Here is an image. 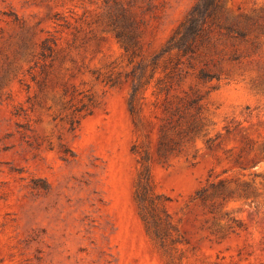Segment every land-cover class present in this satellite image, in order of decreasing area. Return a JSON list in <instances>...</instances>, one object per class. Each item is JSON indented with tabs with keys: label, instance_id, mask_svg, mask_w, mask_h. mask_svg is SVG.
I'll list each match as a JSON object with an SVG mask.
<instances>
[{
	"label": "rangeland",
	"instance_id": "1",
	"mask_svg": "<svg viewBox=\"0 0 264 264\" xmlns=\"http://www.w3.org/2000/svg\"><path fill=\"white\" fill-rule=\"evenodd\" d=\"M197 1L0 0V264H264V0L222 11L257 22L255 46L212 31L153 76ZM193 91L202 109L184 111ZM144 169L183 241L167 254L135 199ZM212 181L236 192L214 214L195 199Z\"/></svg>",
	"mask_w": 264,
	"mask_h": 264
},
{
	"label": "trees",
	"instance_id": "2",
	"mask_svg": "<svg viewBox=\"0 0 264 264\" xmlns=\"http://www.w3.org/2000/svg\"><path fill=\"white\" fill-rule=\"evenodd\" d=\"M225 0H198L190 12L187 14L185 19L174 31L166 45L163 47L161 52L156 55L151 61V74L154 76L159 68V61L164 56L168 55L170 60L175 57L174 65H178L180 58L193 56L197 53L199 47L206 41L209 40V35L212 31H218L222 36L231 39L232 41L239 42H249L252 41V45H256V36L252 39L250 35V30L253 26L257 24L253 19L246 18V23L244 26L239 25L238 20H230L228 18L223 19V9ZM124 33H118V36H123ZM237 51H233L230 59L239 60L240 56ZM175 68V67H174ZM167 69V68H166ZM200 79L204 81H209L213 79H219L218 75L215 73H210L205 69L200 71ZM152 78V77H151ZM158 85H160L161 91H168V86L164 85V79H158ZM141 80L133 88L132 100L130 103L132 113L135 111L133 106V100H135L136 95L140 88L144 86ZM203 100V95L199 91H193L187 96L185 103L183 105V110L194 109L199 112L202 109L201 101ZM175 114H180L179 108L175 109ZM180 118L183 115L180 114ZM200 131L198 124L193 122L188 127V131L185 134L194 135L198 134ZM173 148L167 141V136L165 133L161 135L160 141V152L164 155L167 152H172ZM236 194L235 191L228 189L223 181L219 182H208L206 186H203L197 191L195 199L200 201L203 205L207 206L210 213L214 214L217 206L221 205L223 201L231 198ZM135 199L138 204V208L141 217L146 225L147 232L154 242V244L167 254L166 240L168 238L173 241V243H181V239L172 238L171 230H175L170 223L169 215L166 210L161 208L162 215L154 213V205L156 200H160V196L153 193L151 176L148 169L142 170L137 179L136 189H135ZM220 201L218 204L215 200ZM229 217V213L225 214ZM235 228H242V224L234 218H229V223L227 229L232 232Z\"/></svg>",
	"mask_w": 264,
	"mask_h": 264
}]
</instances>
